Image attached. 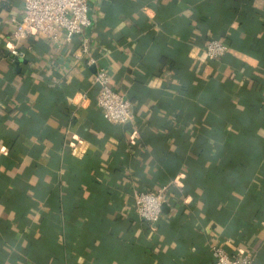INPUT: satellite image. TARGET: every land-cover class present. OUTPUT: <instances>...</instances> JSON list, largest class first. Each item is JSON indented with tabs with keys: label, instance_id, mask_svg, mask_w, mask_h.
Segmentation results:
<instances>
[{
	"label": "crops",
	"instance_id": "1",
	"mask_svg": "<svg viewBox=\"0 0 264 264\" xmlns=\"http://www.w3.org/2000/svg\"><path fill=\"white\" fill-rule=\"evenodd\" d=\"M20 9L0 0V264H214V244L264 264V0H87L122 124L78 37L36 34L16 65ZM213 37L223 59L203 53ZM160 187L154 230L132 195Z\"/></svg>",
	"mask_w": 264,
	"mask_h": 264
},
{
	"label": "built area",
	"instance_id": "2",
	"mask_svg": "<svg viewBox=\"0 0 264 264\" xmlns=\"http://www.w3.org/2000/svg\"><path fill=\"white\" fill-rule=\"evenodd\" d=\"M19 17L14 20L9 40L6 42L10 56L17 59L25 57L22 43L36 34L44 35L49 41L69 44L75 37L80 43L73 57L94 66L92 83L97 87L95 104L104 119L111 123L122 124L132 120L130 103L109 84L106 67L99 63V58L88 56L87 39L82 30L89 24L87 0H19ZM29 49V46H26ZM228 50L227 45L218 38H210L203 45V53L209 60H216ZM165 187L157 189L135 190L132 195L136 216L151 225L160 219L164 202ZM210 254L214 264H253V255L245 251L238 256H230L220 245H212Z\"/></svg>",
	"mask_w": 264,
	"mask_h": 264
},
{
	"label": "trees",
	"instance_id": "3",
	"mask_svg": "<svg viewBox=\"0 0 264 264\" xmlns=\"http://www.w3.org/2000/svg\"><path fill=\"white\" fill-rule=\"evenodd\" d=\"M213 38H215V37H213ZM226 44V43H225ZM227 45V44H226ZM228 47V46H227ZM225 55H226V53L223 55V56H221L219 59H223L224 57H225ZM262 181H264V179H262ZM139 190H143V189H139ZM161 210H162V208H161ZM141 220V219H140ZM142 222H144L146 225H149V224H147L145 221H143V220H141ZM159 220L154 224V230L155 229H157V227L159 226Z\"/></svg>",
	"mask_w": 264,
	"mask_h": 264
},
{
	"label": "water",
	"instance_id": "4",
	"mask_svg": "<svg viewBox=\"0 0 264 264\" xmlns=\"http://www.w3.org/2000/svg\"><path fill=\"white\" fill-rule=\"evenodd\" d=\"M17 60H19V59L16 58V61H15L16 65H17Z\"/></svg>",
	"mask_w": 264,
	"mask_h": 264
}]
</instances>
